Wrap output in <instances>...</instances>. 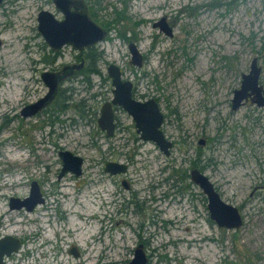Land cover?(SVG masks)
Wrapping results in <instances>:
<instances>
[{
  "label": "rangeland",
  "instance_id": "rangeland-1",
  "mask_svg": "<svg viewBox=\"0 0 264 264\" xmlns=\"http://www.w3.org/2000/svg\"><path fill=\"white\" fill-rule=\"evenodd\" d=\"M42 8L55 12L45 0L0 3V236L21 240L5 260L126 264L142 243L146 264H264V105L247 102L233 110L230 104L254 56L264 85V0H101L92 15L101 26L115 18V9L128 17L110 23L93 45L103 51L100 73L89 83L81 75L60 82L73 88L75 100L83 98L87 115L70 108L52 122L51 109L15 116L46 92L41 71L79 60L65 45L44 62L53 53L37 30ZM162 16L171 36L153 26ZM130 41L144 57L140 67L130 61ZM109 63L138 92L159 98L168 113L165 132L176 140L170 154L149 141L136 149L122 145L127 131H100L99 108L113 95ZM122 118L134 129L128 113ZM198 147L206 164L201 170L224 200L238 206L239 228L218 226L191 181ZM59 149L84 158L80 175L58 178ZM107 160H129L123 176L131 188L104 171ZM183 173L187 177L179 179ZM34 179L45 201L30 211L11 209L9 197L27 196Z\"/></svg>",
  "mask_w": 264,
  "mask_h": 264
},
{
  "label": "water",
  "instance_id": "water-1",
  "mask_svg": "<svg viewBox=\"0 0 264 264\" xmlns=\"http://www.w3.org/2000/svg\"><path fill=\"white\" fill-rule=\"evenodd\" d=\"M2 1L0 0V3ZM53 3L62 12L63 18H57L52 11L44 8L40 9L37 15V30L51 50L57 51L64 45H70L73 49L81 51L106 37V28L90 16L84 0H53ZM153 26H159L160 30L172 35V27L168 25L164 16L155 21ZM128 47L131 62L140 66L142 57L137 45L130 41ZM82 65L83 62L81 61L79 64L65 65L59 71L48 69L41 71L40 77L47 86V90L36 100L23 105L21 109L22 116L33 115L45 108L55 98L60 82L67 75H70L75 68H80ZM260 72L261 65L258 63L257 56H254L250 61L249 70L241 73L239 86L233 89L231 97V107L233 109L245 103L248 97H250L251 102L257 105L264 104V87L262 83H259ZM107 74L111 78L113 95L100 108V115L97 118L99 127L108 136L113 134L112 105L119 104L132 116L140 137L154 141L160 150L165 154H169L172 142L161 129L163 113L155 99L151 97L142 102L133 98L132 82L129 79L122 78L121 69L118 65L109 63ZM203 142L204 139L200 138V143ZM58 155L62 160L59 176L66 171H71L75 175L81 174L84 161L81 155L75 154L69 149H59ZM103 169L110 174L123 173L127 169V163L118 160H107ZM189 175L190 179L201 188L207 198L210 218L220 227L239 228L243 223V217L238 206L224 200L209 176L198 167H192ZM44 201L45 197L40 190L39 183L34 179L31 181L27 196L22 198L18 196L9 197V207L11 209L25 208L30 211L37 204ZM20 246L21 240L18 237L11 234L0 236V264H6L5 258L16 252ZM73 253L77 254L76 251H73ZM148 259L143 244L138 243L133 250L132 257L126 264H146Z\"/></svg>",
  "mask_w": 264,
  "mask_h": 264
},
{
  "label": "flooded vegetation",
  "instance_id": "flooded-vegetation-1",
  "mask_svg": "<svg viewBox=\"0 0 264 264\" xmlns=\"http://www.w3.org/2000/svg\"><path fill=\"white\" fill-rule=\"evenodd\" d=\"M45 1H48V2H52L53 3V0H45ZM85 1V3H86V5H87V8H88V11H89V14H90V16L92 17V15L93 16H95L94 14H92V5H91V0H84ZM53 5H54V3H53ZM95 5H97V4H95ZM54 10H55V12H53L54 14H55V16L57 17V18H59V19H61V18H63V14H62V12L61 11H59L55 6H54ZM165 17V16H164ZM165 20H166V18H165ZM167 22V21H166ZM155 27H158L159 28V26H155ZM159 30H160V28H159ZM160 31H163V30H160ZM164 32V31H163ZM165 33V32H164ZM166 34V33H165ZM168 35V34H167ZM169 36H171V35H169ZM65 46V45H64ZM93 46V45H92ZM87 48V47H86ZM129 48V47H128ZM61 49V48H60ZM59 49V50H60ZM85 49V48H84ZM84 49H82V50H84ZM79 52H81V51H78V53ZM141 57H142V63H141V65L143 64V60H144V57H143V55H142V53H141ZM77 58H79V60L77 61V62H72V63H66V64H63L61 67H58V68H56V69H49V70H52V71H59L62 67H64L65 65H74V64H79L81 61L83 62V65L80 67V68H75L74 69V71L70 74V75H67L66 76V78L65 79H68V78H71L73 75H77V71L78 70H80L83 66H84V64H85V57H83V56H80V57H77ZM48 59H50V57H46V55H45V60L46 61H49ZM130 61H131V57H130ZM132 63V62H131ZM133 65H135V66H137L136 64H134V63H132ZM140 65V66H141ZM140 66H137V67H140ZM242 72H245V71H242ZM241 72V73H242ZM121 74H122V72H121ZM241 75V74H240ZM240 81H241V79H240ZM132 82V81H131ZM240 84V83H239ZM61 87V84L59 85V87H58V90H59V88ZM263 87H264V85H263ZM236 88V87H235ZM234 89V88H233ZM233 91V90H232ZM58 93V92H57ZM132 97L133 98H135L136 100H138V101H145V100H147V99H149V98H154L155 99V101L157 102V104H158V106H159V108H160V110H161V112L163 113V121H162V124H161V129L163 130V132H164V134H165V136L168 138V139H170L171 140V142H172V147L170 148V152H171V150L174 148V146L176 145V140L173 138V136L172 135H170V134H168V133H166L165 131H166V128H165V126H164V123L166 122V118L168 117V113H167V111H165L164 110V108H163V105L161 104V101L159 100V98L158 97H156V96H150V95H148V94H145L144 92L143 93H140V92H138L137 90H136V87H135V85H134V81L132 82ZM112 98V97H111ZM111 98H109V99H106V100H104L103 102H102V104L105 102V101H107V100H110ZM36 100V99H35ZM31 102V101H30ZM52 102V101H51ZM51 102L45 107V108H48L50 105H51ZM247 102H251V100H250V97H248V99L245 101V103H247ZM28 103V102H27ZM27 103H25V104H27ZM245 103H243V104H241V105H244ZM24 104V105H25ZM102 104H101V106H102ZM230 104H231V100H230ZM240 105V106H241ZM264 105V104H263ZM101 106H100V108H101ZM239 106V107H240ZM22 107L23 106H21V108H20V110H18V112L17 113H15V116L16 115H18V113H20L21 114V109H22ZM45 108H43V109H45ZM100 108H99V114H98V116L100 115ZM232 108V107H231ZM238 108V107H237ZM236 108V109H237ZM42 109V110H43ZM233 109V108H232ZM42 110H40V111H42ZM112 110H113V121H114V129H113V134L112 135H114L115 134V132L116 131H125V133H126V131L128 132L127 134H125L124 135V137H123V140H122V142H121V144L122 145H128L129 144V142H131L133 145V147H134V149H136V148H138V146H140V145H142L143 143H145L146 141H149V142H151V143H153L157 148H159L156 144H155V142L154 141H152V140H145V139H142L141 137H140V135H139V132H137V130H136V127H135V124H134V120H133V118H132V127L134 128V129H131V127L129 126V125H127V124H124V122H123V118H122V114L123 113H128L121 105H119V104H113L112 105ZM233 110H235V109H233ZM39 111V112H40ZM37 114V113H36ZM22 115V114H21ZM128 115H130L129 113H128ZM131 116V115H130ZM25 117V116H24ZM26 117H28V116H26ZM132 117V116H131ZM98 118V117H97ZM97 124H98V122H97ZM166 125V124H165ZM98 127H99V125H98ZM130 127V128H129ZM100 128V127H99ZM100 131L102 132V133H105V131L104 130H102L101 128H100ZM106 134V133H105ZM107 135V134H106ZM112 135H110V136H112ZM126 135H128V136H126ZM204 139V142L203 143H200V139H199V143L200 144H204L205 143V138H203ZM115 146H119V144L117 143V144H115ZM160 149V148H159ZM170 154V153H169ZM168 155V154H167ZM130 158H131V155H130ZM132 160V159H131ZM130 160V161H131ZM106 162V161H105ZM126 163H127V169H126V171L125 172H123V173H116V174H110L112 177H120V181H121V183L125 186V187H127V188H131V183L129 182V180H127L126 178H124L125 176H123L124 174H126V172H127V170H128V166H129V160L128 161H125ZM105 164V163H104ZM83 165V164H82ZM192 167H195V166H191L190 167V169L192 168ZM197 167V166H196ZM61 168V167H60ZM69 172H71V171H66V172H64L61 176H59V173H60V169H59V172H58V178H61V177H63V176H66V174H69ZM82 173V172H81ZM70 175V174H69ZM75 175V174H74ZM187 176V175H186ZM181 176H179V179H181L180 178ZM185 178V177H184ZM192 181V180H191ZM175 186H178L177 185V183H175L174 184ZM186 183H185V187H186ZM133 193H135V192H133ZM136 207H137V204H136ZM138 208V207H137ZM19 209H21V208H19ZM51 222H52V220H50ZM73 251H76L77 252V254H74L73 253ZM70 252L71 253H73L75 256L76 255H78L79 254V252H78V250L74 247V246H71L70 247ZM12 256H9V258H11ZM9 260V259H8ZM8 260H6V264H8ZM57 260V259H56ZM57 261H60L59 262V264H62V260H61V258L59 257V260H57ZM57 261H55L56 263H58ZM9 264H14V262H13V259H12V262H9Z\"/></svg>",
  "mask_w": 264,
  "mask_h": 264
},
{
  "label": "trees",
  "instance_id": "trees-1",
  "mask_svg": "<svg viewBox=\"0 0 264 264\" xmlns=\"http://www.w3.org/2000/svg\"><path fill=\"white\" fill-rule=\"evenodd\" d=\"M101 0H91V5H92V14H95V11L93 10L94 5L100 4ZM236 1V0H235ZM116 16L114 19H112L111 21H108L106 23H104V26L107 28L106 30L108 31V27L110 23H116L119 19L123 20V18H127L128 16H126L122 10H116ZM137 23V22H136ZM128 40H130L131 38H127ZM51 50V49H50ZM52 51V56L50 59H48L49 61H46L45 58H43L44 62H51L52 60H54L56 58V56L59 53V50L57 51ZM102 50H98L95 46H90L85 48L84 50H81V52H79L76 57H80L83 56L85 57V64L84 66L78 70L76 73L77 75H81V79L83 81H86L87 83H89L90 81V76L92 74L95 73H100V69L98 67V62L102 59L103 54H102ZM72 87H60L58 90V93L56 94L55 98L52 100L51 105L48 108H45L44 110H49L50 111V122H52L55 118H59L58 114L59 113H63L66 110L70 109V108H74L79 116L84 117L87 115V111L84 107V102H83V98L79 99V100H75V96H73L72 93ZM77 107H81L80 109H78ZM202 155V150L201 147H198L197 151H196V157L193 158L191 160V166H197L199 169H202L203 166H205L206 164H201L200 163V157ZM188 175L183 173L181 175V179H184V177ZM187 177V176H186Z\"/></svg>",
  "mask_w": 264,
  "mask_h": 264
}]
</instances>
